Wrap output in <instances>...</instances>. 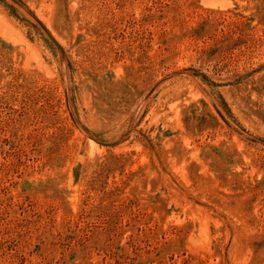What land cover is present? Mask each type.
<instances>
[{"label":"rangeland","instance_id":"374dc122","mask_svg":"<svg viewBox=\"0 0 264 264\" xmlns=\"http://www.w3.org/2000/svg\"><path fill=\"white\" fill-rule=\"evenodd\" d=\"M0 264H264V0H0Z\"/></svg>","mask_w":264,"mask_h":264},{"label":"bare ground","instance_id":"6f19581e","mask_svg":"<svg viewBox=\"0 0 264 264\" xmlns=\"http://www.w3.org/2000/svg\"><path fill=\"white\" fill-rule=\"evenodd\" d=\"M93 143V142H92ZM94 144V143H93Z\"/></svg>","mask_w":264,"mask_h":264}]
</instances>
